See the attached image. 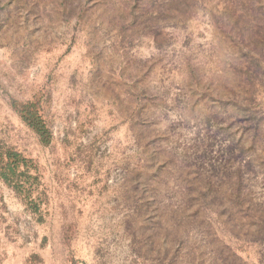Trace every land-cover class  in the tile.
I'll use <instances>...</instances> for the list:
<instances>
[{
  "label": "rangeland",
  "instance_id": "obj_1",
  "mask_svg": "<svg viewBox=\"0 0 264 264\" xmlns=\"http://www.w3.org/2000/svg\"><path fill=\"white\" fill-rule=\"evenodd\" d=\"M0 145V263L264 264V0H0Z\"/></svg>",
  "mask_w": 264,
  "mask_h": 264
},
{
  "label": "trees",
  "instance_id": "obj_2",
  "mask_svg": "<svg viewBox=\"0 0 264 264\" xmlns=\"http://www.w3.org/2000/svg\"><path fill=\"white\" fill-rule=\"evenodd\" d=\"M12 109L22 123L31 129L43 146L51 143V134L39 115L36 104L28 102L12 104ZM41 168L36 161L13 147L0 145V181L11 188L24 202L36 203L45 197L41 180ZM35 209L38 205H34Z\"/></svg>",
  "mask_w": 264,
  "mask_h": 264
},
{
  "label": "crops",
  "instance_id": "obj_3",
  "mask_svg": "<svg viewBox=\"0 0 264 264\" xmlns=\"http://www.w3.org/2000/svg\"><path fill=\"white\" fill-rule=\"evenodd\" d=\"M15 259H17V257H12V259H10V262L9 261H4V262H1L0 264H13Z\"/></svg>",
  "mask_w": 264,
  "mask_h": 264
}]
</instances>
